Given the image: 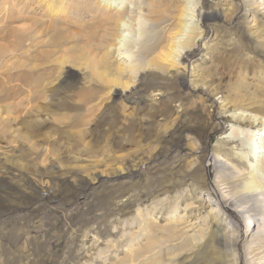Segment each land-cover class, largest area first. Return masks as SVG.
<instances>
[{"label":"rangeland","instance_id":"374dc122","mask_svg":"<svg viewBox=\"0 0 264 264\" xmlns=\"http://www.w3.org/2000/svg\"><path fill=\"white\" fill-rule=\"evenodd\" d=\"M61 2L67 11L60 16L39 7L45 20L56 17L61 25L39 34L49 40V47H40L50 52L43 65L28 50L30 41L0 60V83L13 75L9 92L0 89V264H206L213 219L207 206L200 213L196 196L209 192L217 198L212 186L218 172L207 175L204 162L215 153L238 167L246 163L230 148H216L229 135L233 113L264 117V22H246L244 0H213L208 7L223 14L202 23V48L187 70L164 60L167 68L154 67L158 75H142L146 97L128 101L114 92L129 81L117 69L115 47L111 55L105 49L95 54L88 27H82L106 7L99 13L90 3L84 8L75 0ZM192 12L198 22L199 8ZM163 31L164 25L146 31L128 25L121 32L124 43L138 41L143 52L164 39ZM58 32L61 39L50 44ZM116 36L112 29V43ZM6 39L0 43L12 49L13 36ZM20 74L21 85L15 79ZM31 75L44 84L34 101L30 82L24 85ZM262 165L250 174L263 191ZM236 175L221 186L230 184L229 193L240 197L248 187ZM253 198L247 204L263 217L264 191ZM198 213L197 224L190 225ZM230 223L241 231L252 226ZM244 246L238 245L239 264H250Z\"/></svg>","mask_w":264,"mask_h":264},{"label":"bare ground","instance_id":"6f19581e","mask_svg":"<svg viewBox=\"0 0 264 264\" xmlns=\"http://www.w3.org/2000/svg\"><path fill=\"white\" fill-rule=\"evenodd\" d=\"M75 1L82 3L84 8H87L86 5L90 3L92 7L97 8L96 10L99 13L101 12V6L106 7L93 24L89 26L82 25V27L84 29L88 27V32L85 35L91 45L92 49L90 48V50H94L95 54L105 49V53L111 55L112 48L115 47L117 57H120V64L117 69L120 70V74L127 73L129 81L127 88L122 91L115 90L114 92L116 94H122L124 99L128 101L146 97V86L144 85L145 81L142 82V75L144 73H150L151 76L158 75L156 70L158 67L167 68L164 60L177 66L180 65L184 71L187 70V64L198 55L202 48V41L205 37V29L201 26L202 23L219 18L223 14L220 9L208 7L213 0H99V6L98 3H95V0ZM58 2L59 0H0V40L6 41L8 40L6 38L9 36H13L14 38L11 44L12 49H10V46L0 43V60L6 59L7 54L13 50L22 47L25 48V42L30 41V48L28 50L33 49L32 51L35 52V55H33L35 60H41V65H43L50 55V52L46 49L42 50L40 47H46L49 40L41 39L39 34L41 31L59 30L61 25L58 22L59 19H56V17L45 20L47 14L42 12L39 7L45 6L49 12L60 16L67 11V7H63V2L58 7ZM244 2L248 6V11L244 15L246 22L252 25L257 24L258 20L264 22V0H244ZM35 6L42 12L40 13L41 16L37 13ZM197 7L199 8V19L198 22H195L192 10ZM108 8H112V10L105 12ZM70 14L71 11H68V18L71 17ZM236 15L237 12H233L232 20ZM176 19H178V22H175ZM128 25L130 27L137 25V27L139 26L145 31L146 29H150V27L164 25L163 32H166L163 35V40L160 39L161 41L154 47L152 45L144 47L145 52H142L138 41L131 43L123 42L125 35L121 31L125 27H128ZM112 29L117 30V38H115L114 43L110 40ZM170 30H172L171 35L168 33ZM83 32L82 30L81 32L78 30L79 35L84 34ZM58 35L59 32L54 36L55 38L52 36L53 39L52 41L50 40V44H56L55 42L61 39ZM166 47V53L161 56V51L163 52ZM156 50L160 54H155V57H150ZM144 55H146V60ZM105 59L107 58L105 57ZM155 66L158 67L155 69ZM8 69L9 67L6 70L8 71ZM3 75L6 76L7 73L4 72ZM117 78L112 80L116 81ZM15 79L19 81L20 85L23 84L21 74L16 75ZM12 82L13 75L7 76V81L0 83L1 92L5 90L8 93ZM28 82H30L29 86L27 85ZM24 85L28 87V97L31 98V101H34L37 96L41 97L40 92H44L43 81H40L36 75H31V79L26 81ZM20 90L21 88L16 91L18 92ZM16 91L14 92L15 96L17 94ZM230 121L231 124H228L226 128L227 130L231 129L229 135L222 137L218 145L219 147L216 146V149L221 152L228 147L230 151L238 154V161H244L246 163L242 167L235 166L237 164L227 163L224 154L217 155L214 152V156L209 161L204 162V169L207 175L214 169L218 172V176L214 179V185L212 186L217 198L210 196L212 194L209 192L208 194L200 193L196 196V202L199 203L198 207L200 206V213L207 206L210 208L209 212L213 219V222H209L212 223L211 240L213 241V245L210 247L207 255H205V261L206 264H214L216 259H220L224 264H239L240 258L239 254H237V249L239 243L244 241L245 249L249 250L250 256H248V259L250 264H260L264 260V245L262 244L264 243V216L261 217L262 212L260 214L259 212L253 213V210H255L252 206L253 204H247V202L255 201L253 196L256 194L260 195L264 191L261 189L263 186H260V179L250 174V170L256 169L260 164L264 165V155L261 156V153L264 152V117L257 113H246L243 111L233 113ZM242 134L243 136H240ZM241 141H243L242 144ZM192 151H195L197 154L200 153L199 149ZM198 159V156L193 157L195 161ZM224 161L226 163H223ZM194 164L192 163L191 165ZM236 174H238L241 181H244L248 187H246L247 191L245 194L240 197L229 193L230 184L226 186L228 184L226 183L225 186H221V181L227 177H237ZM177 210L178 207L175 206L176 213ZM200 213L197 214L193 221L190 219L192 221L190 225L197 224ZM177 216L179 217V215ZM177 216L174 218H177ZM262 218L263 222H260L259 220ZM190 220L184 222H190ZM230 221H234L237 224L246 222L247 225L252 226L241 231L239 225H236L237 228H232ZM169 233L174 234V228L169 229ZM149 243L153 244L156 241L151 240ZM228 245H230V248ZM255 251L256 253H254ZM229 252L232 257L229 256ZM261 252L263 254L255 257V255Z\"/></svg>","mask_w":264,"mask_h":264}]
</instances>
